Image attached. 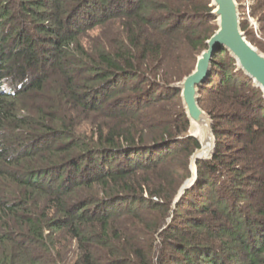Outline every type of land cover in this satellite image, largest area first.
Wrapping results in <instances>:
<instances>
[{"label":"trees","instance_id":"obj_1","mask_svg":"<svg viewBox=\"0 0 264 264\" xmlns=\"http://www.w3.org/2000/svg\"><path fill=\"white\" fill-rule=\"evenodd\" d=\"M212 10L0 0V264H264V93L225 48L199 90L217 148L174 204L200 142L172 85Z\"/></svg>","mask_w":264,"mask_h":264},{"label":"water","instance_id":"obj_2","mask_svg":"<svg viewBox=\"0 0 264 264\" xmlns=\"http://www.w3.org/2000/svg\"><path fill=\"white\" fill-rule=\"evenodd\" d=\"M211 6H213L211 13L216 18L218 28L207 40L208 47L198 56L194 71L172 85L181 91L183 105L191 124L190 135L200 142V148L190 158L191 177L179 189L174 204L197 182L198 161L211 159L217 148L213 119L199 103V90L210 74L214 55L222 48L227 49L230 55L235 58L238 69L243 70L264 93V53L248 40L243 31L238 1L211 0ZM196 121L199 123L205 121L209 129V135L204 141L194 132ZM203 128L200 125V129ZM209 144L212 146L210 152H207L204 150V146ZM160 258L161 251L156 248L155 261L157 264Z\"/></svg>","mask_w":264,"mask_h":264},{"label":"rangeland","instance_id":"obj_3","mask_svg":"<svg viewBox=\"0 0 264 264\" xmlns=\"http://www.w3.org/2000/svg\"><path fill=\"white\" fill-rule=\"evenodd\" d=\"M237 1L239 3V7L242 8L240 10L241 21H242V19L245 21V24H247V31H248L249 36H251L253 39H255V43L256 44H254V45L257 48H259L260 42L264 44V38L261 36V34L259 32L260 22L258 21V18L255 17V15H253L252 12H251L252 11L253 0H237ZM216 24H217V21H216ZM255 24L257 25V28H255ZM251 28H253V30L255 31V35L252 34ZM262 52L264 53V51H262ZM194 132L197 133V130L195 129ZM225 140L228 141V139H225ZM157 241H159V239Z\"/></svg>","mask_w":264,"mask_h":264},{"label":"bare ground","instance_id":"obj_4","mask_svg":"<svg viewBox=\"0 0 264 264\" xmlns=\"http://www.w3.org/2000/svg\"><path fill=\"white\" fill-rule=\"evenodd\" d=\"M200 125L202 127H204L203 129H200ZM195 129L197 130V134L199 135V137L204 141L205 138L209 135V129L206 125L205 121H200V123L198 121H196V127ZM211 146L212 145H205L204 146V150H206L207 152H210L211 150Z\"/></svg>","mask_w":264,"mask_h":264},{"label":"built area","instance_id":"obj_5","mask_svg":"<svg viewBox=\"0 0 264 264\" xmlns=\"http://www.w3.org/2000/svg\"><path fill=\"white\" fill-rule=\"evenodd\" d=\"M255 28H257V25H256V24H255ZM1 90L4 91V92H8V91H9L7 85H5V84L1 85V87H0V91H1Z\"/></svg>","mask_w":264,"mask_h":264}]
</instances>
